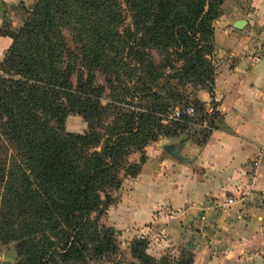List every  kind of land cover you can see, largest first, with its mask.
<instances>
[{"label": "trees", "instance_id": "1", "mask_svg": "<svg viewBox=\"0 0 264 264\" xmlns=\"http://www.w3.org/2000/svg\"><path fill=\"white\" fill-rule=\"evenodd\" d=\"M125 4L131 25L123 26L117 0H37L17 30L0 29L12 38L0 61V238L16 243L18 264H85L87 251L116 253L113 229L98 223L111 192L137 176L148 144L217 116L187 92L213 89L212 0ZM185 105L196 114L167 119ZM68 113L82 115L87 129L65 131ZM147 246L132 239L127 264H158ZM180 251L175 264H193L192 252Z\"/></svg>", "mask_w": 264, "mask_h": 264}, {"label": "crops", "instance_id": "2", "mask_svg": "<svg viewBox=\"0 0 264 264\" xmlns=\"http://www.w3.org/2000/svg\"><path fill=\"white\" fill-rule=\"evenodd\" d=\"M33 1L0 0V29L5 21L19 26L18 9ZM217 11L213 89L193 94L216 111L214 123L148 144L139 173L123 178L124 193L105 215L127 246L144 235L157 257L189 249L193 264H264V159L254 175L250 165L264 143V0H223ZM240 19L246 25L236 29ZM11 43L0 33V61ZM227 198L242 201L222 211L217 203Z\"/></svg>", "mask_w": 264, "mask_h": 264}, {"label": "rangeland", "instance_id": "3", "mask_svg": "<svg viewBox=\"0 0 264 264\" xmlns=\"http://www.w3.org/2000/svg\"><path fill=\"white\" fill-rule=\"evenodd\" d=\"M36 1L37 0H34L32 3L26 6H22L20 9H18L19 11H18L17 17L21 19V23L19 26L14 28L9 21H5L1 29L3 31H5L6 29L17 30L23 24V20L25 17V10L27 8H31L35 4ZM117 1L120 4V10L125 18L123 22V26L131 25L132 21L130 18V12H129V9L126 7L125 0H117ZM222 1L223 0H212L213 6L215 8L214 11H217L219 9V5L222 3ZM63 34L65 36L64 38H66V41L70 45H72L74 41H73L71 34L67 30H64ZM75 75L76 74L74 73L71 76L72 81H75L76 79ZM95 82L104 84L103 76L98 72L95 73ZM187 92L190 94L191 97H193L194 91L193 89H191V87L187 88ZM109 95H110V91L109 89L106 88L104 93L102 92V97H101L102 105L103 103H105L103 102V98L107 100L110 97ZM193 126L194 125H189L188 129H193L194 128ZM87 127H88L87 121L82 115L76 114V113H68L66 115L65 120H64L65 131L73 132V133H81L85 131ZM122 189L123 190H115L111 192V195L113 198V201L111 204L115 203L117 199L124 193V187ZM96 216H97L96 212H92L90 214L91 219H94ZM98 219H99L98 223L100 225H106L113 229L115 233V239H116L118 250L114 254H104L103 256H100V257L95 256L92 253V251H87V258H86L85 264H127L128 262L133 261L134 259L131 257L130 252L128 254V248L130 251V244L129 246H127L126 244L127 241L124 238V236L120 238V231L113 224L109 223V219L107 215H105L104 213L101 216H99ZM137 236L145 237L144 235H137ZM137 236H134L132 239H134ZM147 253L158 264H175L177 263L176 259H181L182 256H185V254H183L180 250L174 251V252L170 251V252L162 253L160 254L159 257L150 254L148 251ZM18 262H19V256L16 250V243L14 241H4L0 238V264H18ZM50 264H61V263L57 261L56 263L52 262ZM69 264H75V263H69ZM76 264H81V263H76Z\"/></svg>", "mask_w": 264, "mask_h": 264}, {"label": "built area", "instance_id": "4", "mask_svg": "<svg viewBox=\"0 0 264 264\" xmlns=\"http://www.w3.org/2000/svg\"><path fill=\"white\" fill-rule=\"evenodd\" d=\"M261 31L264 32V24L261 25L260 27ZM204 111L207 114H211L213 113V109L212 106H206L204 107ZM196 114V110L194 108V106L192 105H185V106H175L174 108H172L170 110V112L168 113V118L167 119H179L182 116H194ZM264 159V143L261 144L258 148V152L256 153V155L250 160V165L252 167V174L254 175L256 172L257 167L259 166L260 161ZM242 199H234V198H227L225 201H223L222 203H217V206L222 210H228L231 207V204L237 202ZM238 218H240L241 216L238 214L237 215ZM199 221H204L205 216L201 215L198 217Z\"/></svg>", "mask_w": 264, "mask_h": 264}, {"label": "water", "instance_id": "5", "mask_svg": "<svg viewBox=\"0 0 264 264\" xmlns=\"http://www.w3.org/2000/svg\"><path fill=\"white\" fill-rule=\"evenodd\" d=\"M246 25V21L243 20V19H240V20H237L235 21V23L233 24V26L236 28V29H243L244 26ZM169 148V147H168ZM170 149V148H169ZM173 149V148H172Z\"/></svg>", "mask_w": 264, "mask_h": 264}]
</instances>
